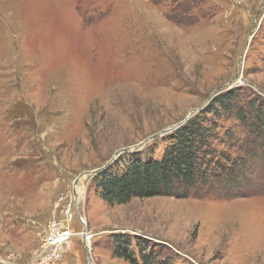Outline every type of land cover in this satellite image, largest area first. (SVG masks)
I'll return each mask as SVG.
<instances>
[{
	"label": "rangeland",
	"instance_id": "obj_1",
	"mask_svg": "<svg viewBox=\"0 0 264 264\" xmlns=\"http://www.w3.org/2000/svg\"><path fill=\"white\" fill-rule=\"evenodd\" d=\"M237 87L245 118L209 117L238 180L104 199L94 170L160 156ZM263 119L264 0H0V264H131L117 236L157 262L264 264Z\"/></svg>",
	"mask_w": 264,
	"mask_h": 264
},
{
	"label": "trees",
	"instance_id": "obj_2",
	"mask_svg": "<svg viewBox=\"0 0 264 264\" xmlns=\"http://www.w3.org/2000/svg\"><path fill=\"white\" fill-rule=\"evenodd\" d=\"M240 87L228 89L217 95L210 104L196 116L165 137L166 146L160 156L144 154L137 149L133 154L120 155L119 162H113L107 168L96 173L102 196L110 204L127 203L134 197L148 198L153 196H187L190 189L203 184L211 174L217 180H238L229 149L216 150V146L225 144L226 134L218 129L221 125L209 114H236L245 118L243 105L240 101ZM261 116H249L241 124L251 135H258L262 123L255 122ZM263 118V117H261ZM262 120V119H261ZM264 120V119H263ZM235 132H232L233 135ZM234 137L229 138V148ZM256 138H262L261 135ZM251 159V155L246 156ZM241 163V162H237ZM119 165V166H118ZM117 166V167H114ZM248 177V176H245ZM222 181V180H221ZM115 255L126 259L131 264H169L159 261L161 255H147L132 247L128 236H117ZM143 245V244H142ZM151 250V248H150Z\"/></svg>",
	"mask_w": 264,
	"mask_h": 264
},
{
	"label": "built area",
	"instance_id": "obj_3",
	"mask_svg": "<svg viewBox=\"0 0 264 264\" xmlns=\"http://www.w3.org/2000/svg\"><path fill=\"white\" fill-rule=\"evenodd\" d=\"M70 234H68V232H61L58 235H52L49 237L48 241H49V245L54 248L53 250H55V248L61 244H63L68 238H69ZM44 256V254H43ZM41 259H45L44 257H42ZM40 261V260H39ZM44 263V262H42Z\"/></svg>",
	"mask_w": 264,
	"mask_h": 264
},
{
	"label": "water",
	"instance_id": "obj_4",
	"mask_svg": "<svg viewBox=\"0 0 264 264\" xmlns=\"http://www.w3.org/2000/svg\"><path fill=\"white\" fill-rule=\"evenodd\" d=\"M192 112H194L193 110L191 111V112H189V114L185 117V119L182 121V122H180L179 124H177L175 127H172V128H170L169 130H168V132L169 131H172L174 128H177L178 126H180V125H182L184 122H186L189 118H190V116L192 115ZM138 146H141L140 144L138 145ZM132 149V148H131ZM117 153H119V152H117ZM101 171V169H98V170H94L93 171V173H98V172H100Z\"/></svg>",
	"mask_w": 264,
	"mask_h": 264
},
{
	"label": "bare ground",
	"instance_id": "obj_5",
	"mask_svg": "<svg viewBox=\"0 0 264 264\" xmlns=\"http://www.w3.org/2000/svg\"><path fill=\"white\" fill-rule=\"evenodd\" d=\"M85 195V194H84ZM81 198V197H80Z\"/></svg>",
	"mask_w": 264,
	"mask_h": 264
}]
</instances>
